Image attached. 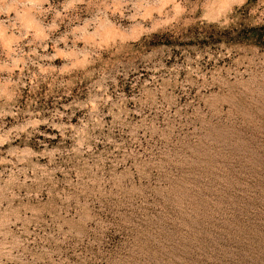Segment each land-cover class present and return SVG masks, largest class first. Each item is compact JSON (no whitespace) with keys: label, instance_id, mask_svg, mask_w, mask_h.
Returning <instances> with one entry per match:
<instances>
[{"label":"rangeland","instance_id":"rangeland-1","mask_svg":"<svg viewBox=\"0 0 264 264\" xmlns=\"http://www.w3.org/2000/svg\"><path fill=\"white\" fill-rule=\"evenodd\" d=\"M0 264H264V0H0Z\"/></svg>","mask_w":264,"mask_h":264}]
</instances>
